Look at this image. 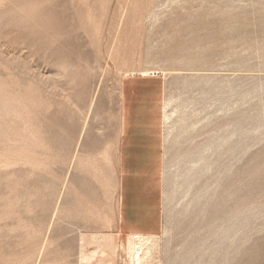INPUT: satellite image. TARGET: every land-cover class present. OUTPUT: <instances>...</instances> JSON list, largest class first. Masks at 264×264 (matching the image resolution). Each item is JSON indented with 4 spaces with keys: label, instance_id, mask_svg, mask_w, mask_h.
I'll return each mask as SVG.
<instances>
[{
    "label": "rangeland",
    "instance_id": "1",
    "mask_svg": "<svg viewBox=\"0 0 264 264\" xmlns=\"http://www.w3.org/2000/svg\"><path fill=\"white\" fill-rule=\"evenodd\" d=\"M124 86L161 117L150 235ZM0 264H264V0H0Z\"/></svg>",
    "mask_w": 264,
    "mask_h": 264
},
{
    "label": "crops",
    "instance_id": "2",
    "mask_svg": "<svg viewBox=\"0 0 264 264\" xmlns=\"http://www.w3.org/2000/svg\"><path fill=\"white\" fill-rule=\"evenodd\" d=\"M127 92L124 86L123 128L118 143L120 228L131 236L150 235L157 233L160 226L158 190L142 178L148 172L159 171L162 123L159 115L147 123L143 118L136 120V113H131L126 103ZM134 178L138 179L134 181ZM134 201L141 207L136 220L133 218L139 206Z\"/></svg>",
    "mask_w": 264,
    "mask_h": 264
},
{
    "label": "bare ground",
    "instance_id": "3",
    "mask_svg": "<svg viewBox=\"0 0 264 264\" xmlns=\"http://www.w3.org/2000/svg\"><path fill=\"white\" fill-rule=\"evenodd\" d=\"M138 258H139V255H138Z\"/></svg>",
    "mask_w": 264,
    "mask_h": 264
}]
</instances>
